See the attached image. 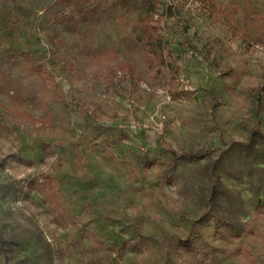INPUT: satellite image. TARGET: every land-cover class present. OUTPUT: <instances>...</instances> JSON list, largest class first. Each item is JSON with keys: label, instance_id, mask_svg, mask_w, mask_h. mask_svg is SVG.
Returning <instances> with one entry per match:
<instances>
[{"label": "rangeland", "instance_id": "1", "mask_svg": "<svg viewBox=\"0 0 264 264\" xmlns=\"http://www.w3.org/2000/svg\"><path fill=\"white\" fill-rule=\"evenodd\" d=\"M0 264H264V0H0Z\"/></svg>", "mask_w": 264, "mask_h": 264}, {"label": "trees", "instance_id": "2", "mask_svg": "<svg viewBox=\"0 0 264 264\" xmlns=\"http://www.w3.org/2000/svg\"><path fill=\"white\" fill-rule=\"evenodd\" d=\"M66 24L68 26H72V27H75L77 24L75 23V21L70 18L66 21ZM156 31V29L154 27H147L146 25H144L142 27V35L143 37L146 39V41L150 42L151 43V38H152V34ZM153 52H156L154 49H153ZM154 54V53H153ZM149 57H150V54H149ZM126 68H128L129 70H133L134 67L132 65H125ZM170 154L172 156L176 155L172 150H169Z\"/></svg>", "mask_w": 264, "mask_h": 264}]
</instances>
